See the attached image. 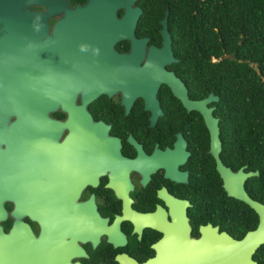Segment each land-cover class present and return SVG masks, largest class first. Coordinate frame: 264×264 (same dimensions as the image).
Returning a JSON list of instances; mask_svg holds the SVG:
<instances>
[{"label": "flooded vegetation", "instance_id": "af4514ba", "mask_svg": "<svg viewBox=\"0 0 264 264\" xmlns=\"http://www.w3.org/2000/svg\"><path fill=\"white\" fill-rule=\"evenodd\" d=\"M162 1L129 2L140 10L130 32L133 44L117 37L102 48L95 44L100 38L81 32L94 47L72 51V61L90 72L81 78L84 94L79 87L72 102L86 115L87 143L57 146L52 159L39 154L30 168L24 163L26 203L30 181L53 214L65 216L49 236L54 253L37 264H264V143H251V129L236 126L241 103L219 95L216 79L201 64L203 51L187 46ZM64 2L71 7L86 0ZM44 5L56 3L35 0L27 7ZM113 11L118 18L123 3ZM164 13L170 58L157 51ZM58 17H46L48 31ZM226 57L209 54L207 62L216 68ZM157 68L181 82L187 100H201L215 119L217 149L199 109L186 107L162 80L152 95ZM207 93L214 97L202 100ZM47 114L61 122L59 142L68 115L58 107ZM93 132L100 143H92ZM217 165L246 173L241 186L248 201L227 192ZM3 207L6 230L11 201ZM20 219L40 238L44 229L26 208Z\"/></svg>", "mask_w": 264, "mask_h": 264}, {"label": "water", "instance_id": "95a60500", "mask_svg": "<svg viewBox=\"0 0 264 264\" xmlns=\"http://www.w3.org/2000/svg\"><path fill=\"white\" fill-rule=\"evenodd\" d=\"M31 1L35 0H0V222L6 217L3 202L12 203L8 228L4 230L0 223V264H37L40 256L54 253L55 245L50 243L49 236L65 223V216L53 214L52 205L42 197L45 194L39 192L37 184L32 188L35 184L30 181L26 203L24 163L29 161L26 167L30 168L39 154L52 159L57 146L87 143V118L81 106L73 104L72 97L79 87L84 94L81 78L90 72L72 61V51L94 47L90 41L81 40L85 35L81 32L91 35L85 38H100L95 44L102 48H108L117 37H128L133 44L130 32L140 11L137 6H129L131 0H86L84 5L71 7L64 0H54L56 5H44L41 10L29 9L27 4ZM116 3H123L118 18L113 11ZM52 15L59 17L48 31L46 17ZM159 21L162 44L157 51L167 53L165 13ZM155 77L152 95L155 83L162 80L186 107L199 109L209 130L210 144L217 149L215 119L202 108L201 100H187L181 82L159 68ZM210 97L214 96L207 93L202 100ZM57 107L68 115L62 122L68 131L59 142L56 137L61 122L47 114ZM73 113L78 114L71 116ZM100 139L101 135L93 132L92 143L98 144ZM217 166L227 192L248 201L241 186L246 173H232ZM25 208L44 229L38 239L32 237L27 224L20 219Z\"/></svg>", "mask_w": 264, "mask_h": 264}, {"label": "trees", "instance_id": "16d2710c", "mask_svg": "<svg viewBox=\"0 0 264 264\" xmlns=\"http://www.w3.org/2000/svg\"><path fill=\"white\" fill-rule=\"evenodd\" d=\"M189 48L203 51L202 65L220 96L234 97L251 129V143L264 140V0H163ZM187 23L185 28L182 24ZM226 53L218 66L209 54ZM206 80V79H205ZM6 219L0 223L5 225Z\"/></svg>", "mask_w": 264, "mask_h": 264}]
</instances>
